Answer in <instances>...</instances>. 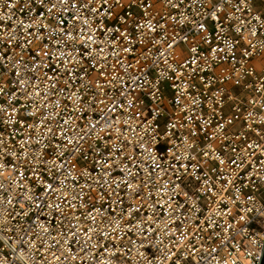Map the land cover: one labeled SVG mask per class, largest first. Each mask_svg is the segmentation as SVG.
<instances>
[{
  "label": "built area",
  "instance_id": "obj_1",
  "mask_svg": "<svg viewBox=\"0 0 264 264\" xmlns=\"http://www.w3.org/2000/svg\"><path fill=\"white\" fill-rule=\"evenodd\" d=\"M264 0H0V264H257Z\"/></svg>",
  "mask_w": 264,
  "mask_h": 264
},
{
  "label": "water",
  "instance_id": "obj_2",
  "mask_svg": "<svg viewBox=\"0 0 264 264\" xmlns=\"http://www.w3.org/2000/svg\"><path fill=\"white\" fill-rule=\"evenodd\" d=\"M257 264H264V243H262Z\"/></svg>",
  "mask_w": 264,
  "mask_h": 264
}]
</instances>
